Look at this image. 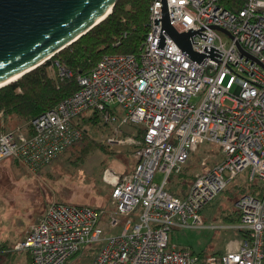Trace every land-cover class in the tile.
Returning a JSON list of instances; mask_svg holds the SVG:
<instances>
[{
  "label": "built area",
  "instance_id": "1",
  "mask_svg": "<svg viewBox=\"0 0 264 264\" xmlns=\"http://www.w3.org/2000/svg\"><path fill=\"white\" fill-rule=\"evenodd\" d=\"M240 3L232 10L223 0H166L176 32L215 24L233 36L194 32L192 50L209 55V45L222 53L221 61L204 56L196 64L163 28V49L155 47L161 2L153 0L137 54L102 56L77 77L71 96L29 121L28 132L0 133V161L11 158L32 172L81 139L77 118L86 110L111 125L108 143L133 147L130 171L102 174L113 210L51 202L13 250L27 252L31 264H67L96 244L88 264H264V0ZM126 124L137 125L139 137L119 138ZM204 144L215 146L219 160L201 162L184 196L165 190L169 175ZM241 178L251 192L234 201L238 219L224 228L240 238L226 251L194 253L169 241L172 228L204 226L200 210Z\"/></svg>",
  "mask_w": 264,
  "mask_h": 264
},
{
  "label": "rangeland",
  "instance_id": "2",
  "mask_svg": "<svg viewBox=\"0 0 264 264\" xmlns=\"http://www.w3.org/2000/svg\"><path fill=\"white\" fill-rule=\"evenodd\" d=\"M47 70L50 76L54 75L55 67H48ZM225 104L230 105L231 102L226 100ZM91 114V110H86L82 113L83 118L82 116L77 118L82 130L81 142L40 170L32 172L12 159L0 161V220L8 219L7 227H11L12 220L18 222V213L26 210L37 209L35 212L38 214L35 216L37 218L51 202L99 207L105 211L113 210L110 203L111 186L109 182L103 180L102 174L106 168L114 173L127 172L131 169L134 166L131 157L133 147L127 143L122 145L108 143L107 138L112 135L111 125L104 124L99 118L93 122L88 119ZM29 121L15 116H4L1 113L0 133L13 129L28 132ZM138 129L137 125L126 124L121 127L118 137L125 139L137 136ZM82 146L87 147L84 156L80 154V150L84 149ZM218 160L215 146L201 145L192 152L190 160L183 166L182 174L171 178L170 191L180 195L185 193L190 181L200 172L201 162L205 161L209 167ZM181 175L189 179L186 185H177ZM162 178V174L157 172L153 181L159 183ZM242 183V178L237 184L232 182L200 210L204 226L172 228L168 233L169 241L194 253L211 254L226 251L230 242L240 238L237 230L224 226L236 221L234 201L239 197V193L232 189ZM6 226L2 227L4 232L1 230L0 233L7 232ZM96 247L97 244L91 248L82 247L77 256L67 264H88ZM25 253L11 249L2 254L0 264H29V254Z\"/></svg>",
  "mask_w": 264,
  "mask_h": 264
},
{
  "label": "trees",
  "instance_id": "3",
  "mask_svg": "<svg viewBox=\"0 0 264 264\" xmlns=\"http://www.w3.org/2000/svg\"><path fill=\"white\" fill-rule=\"evenodd\" d=\"M152 1L117 0L111 12L86 34L57 52L43 64L25 73L17 80L0 87V113L4 116L10 115L31 120L71 96L78 89L77 77L88 73L102 56L107 54H137L148 31V7ZM223 3L232 10L241 8L240 0H223ZM51 66L55 67L53 76H50L47 70ZM60 70H63V73H60ZM97 118L101 120L96 112H92L88 117L93 122ZM77 126L79 127L78 123ZM138 133L140 132L138 131ZM136 137H139V134ZM80 142L81 139L68 149ZM82 148L84 149L80 150V154L84 156L87 153V147L82 146ZM191 154L181 166L178 174L171 173L169 175L164 187L168 192L172 193L170 191L171 178L182 174L183 166L190 160ZM7 159L10 160L11 158ZM184 176H179L177 185L188 183L189 179L187 180ZM191 182L192 180L189 185ZM232 190L239 195L246 194L251 192V186L242 183L234 186ZM185 193L181 195L172 194L182 197ZM235 212V220H237V211L235 210ZM12 247L0 243V257L3 253L11 251ZM76 256L77 254L73 255L70 261ZM1 262L2 260H0ZM29 264H31V260H29Z\"/></svg>",
  "mask_w": 264,
  "mask_h": 264
},
{
  "label": "water",
  "instance_id": "4",
  "mask_svg": "<svg viewBox=\"0 0 264 264\" xmlns=\"http://www.w3.org/2000/svg\"><path fill=\"white\" fill-rule=\"evenodd\" d=\"M116 1L0 0V87L11 83L3 84L12 77L23 76L43 64L86 34L111 12ZM160 2V18H153V24H158V20L161 23L156 48L163 49V28L178 48L196 64L204 56L215 62L221 61L222 53L209 45H203V50L209 55L192 50L189 37L196 32L205 39L206 34L197 31L205 28L225 32L232 38L230 32L219 25L207 24L178 33L169 23L166 0ZM191 42L197 43L192 38Z\"/></svg>",
  "mask_w": 264,
  "mask_h": 264
},
{
  "label": "crops",
  "instance_id": "5",
  "mask_svg": "<svg viewBox=\"0 0 264 264\" xmlns=\"http://www.w3.org/2000/svg\"><path fill=\"white\" fill-rule=\"evenodd\" d=\"M123 172H120V173H123ZM36 210L37 209L26 210L20 214L18 213L17 216H19V220L16 223L13 222V220H12V222L10 223L11 227L6 226L8 219L0 220V222H1L0 225H2L0 228V231L1 230L3 231L2 227L4 225L6 226L5 231H7L6 233H0V243H4L8 246H13L15 243L21 241L24 238V235H25L26 231L28 230L29 225L32 222H34L41 215V214H39V216L36 218L35 216L38 215L37 213H35ZM10 219H12V217ZM16 224H17V226H16ZM21 253L26 254L24 251H21Z\"/></svg>",
  "mask_w": 264,
  "mask_h": 264
},
{
  "label": "bare ground",
  "instance_id": "6",
  "mask_svg": "<svg viewBox=\"0 0 264 264\" xmlns=\"http://www.w3.org/2000/svg\"><path fill=\"white\" fill-rule=\"evenodd\" d=\"M20 76H21V75H20ZM20 76H19V75H16V76L12 77L11 79L7 80L6 82H4L3 84H7V83H9V82L15 81V80H17ZM3 84H2V85H3Z\"/></svg>",
  "mask_w": 264,
  "mask_h": 264
}]
</instances>
